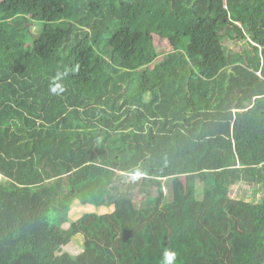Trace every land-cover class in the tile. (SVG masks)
Returning <instances> with one entry per match:
<instances>
[{
  "label": "trees",
  "instance_id": "16d2710c",
  "mask_svg": "<svg viewBox=\"0 0 264 264\" xmlns=\"http://www.w3.org/2000/svg\"><path fill=\"white\" fill-rule=\"evenodd\" d=\"M0 174V264H264V0H0Z\"/></svg>",
  "mask_w": 264,
  "mask_h": 264
},
{
  "label": "rangeland",
  "instance_id": "374dc122",
  "mask_svg": "<svg viewBox=\"0 0 264 264\" xmlns=\"http://www.w3.org/2000/svg\"><path fill=\"white\" fill-rule=\"evenodd\" d=\"M29 27L34 31V34H39L42 23H36L32 21L29 24ZM152 43L154 51L157 55L155 63L162 61L165 56L171 52H173V46L170 44L169 40L163 33L161 29H157L153 31L152 33ZM228 50L230 51H238L243 47V43L240 44H234L233 42H227L226 43ZM154 66V63L151 65V67ZM180 183H182L180 181ZM96 185H93L91 188H95ZM103 187V186H101ZM255 186L249 185L246 183H238L232 187L231 196L236 198H243L246 197L248 199H252L254 192H255ZM256 197H259V192H256ZM114 209V207L111 208H105L103 206L101 207H95L92 204L83 205L79 199H75L73 204L70 207L71 215L74 219L79 218L83 213L89 212V211H97L99 213H105V212H111ZM3 226V224L0 222V228ZM83 241L84 237L81 234H78L74 237V239L64 247V251H69L72 254H77L78 252L83 250Z\"/></svg>",
  "mask_w": 264,
  "mask_h": 264
},
{
  "label": "clouds",
  "instance_id": "9594fccd",
  "mask_svg": "<svg viewBox=\"0 0 264 264\" xmlns=\"http://www.w3.org/2000/svg\"><path fill=\"white\" fill-rule=\"evenodd\" d=\"M69 71L76 72L78 71V66L72 67L70 69H65L63 71L56 72L55 76L50 80L49 91L54 95H60L65 91V86L63 80L68 76ZM139 176V173H136L133 176V179H136ZM177 259V252L170 248H165L162 251V264H175Z\"/></svg>",
  "mask_w": 264,
  "mask_h": 264
},
{
  "label": "built area",
  "instance_id": "2783aa9c",
  "mask_svg": "<svg viewBox=\"0 0 264 264\" xmlns=\"http://www.w3.org/2000/svg\"><path fill=\"white\" fill-rule=\"evenodd\" d=\"M2 178H3V175L0 174V180H2Z\"/></svg>",
  "mask_w": 264,
  "mask_h": 264
}]
</instances>
